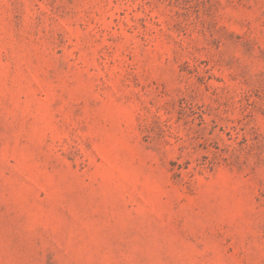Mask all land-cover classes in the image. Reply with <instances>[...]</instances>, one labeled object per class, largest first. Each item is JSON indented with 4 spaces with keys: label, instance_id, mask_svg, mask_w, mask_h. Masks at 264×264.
<instances>
[{
    "label": "rangeland",
    "instance_id": "374dc122",
    "mask_svg": "<svg viewBox=\"0 0 264 264\" xmlns=\"http://www.w3.org/2000/svg\"><path fill=\"white\" fill-rule=\"evenodd\" d=\"M0 264H264V0H0Z\"/></svg>",
    "mask_w": 264,
    "mask_h": 264
}]
</instances>
